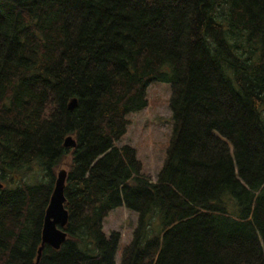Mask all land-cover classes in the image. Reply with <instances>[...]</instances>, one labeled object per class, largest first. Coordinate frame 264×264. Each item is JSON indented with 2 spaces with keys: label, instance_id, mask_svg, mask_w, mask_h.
Masks as SVG:
<instances>
[{
  "label": "trees",
  "instance_id": "1",
  "mask_svg": "<svg viewBox=\"0 0 264 264\" xmlns=\"http://www.w3.org/2000/svg\"><path fill=\"white\" fill-rule=\"evenodd\" d=\"M153 82L172 124L155 182L115 144ZM263 109L264 0H0V264H36L62 166L67 238L38 264H115L120 207L119 264H264Z\"/></svg>",
  "mask_w": 264,
  "mask_h": 264
},
{
  "label": "rangeland",
  "instance_id": "2",
  "mask_svg": "<svg viewBox=\"0 0 264 264\" xmlns=\"http://www.w3.org/2000/svg\"><path fill=\"white\" fill-rule=\"evenodd\" d=\"M170 95L169 84L159 82L149 84L146 88L147 106L137 113L128 115L129 125L126 134L115 143L117 146L127 145L135 150L138 160L142 163V173L152 182L156 181L163 164L172 131ZM263 110L261 117L264 121ZM66 169L62 166L56 173ZM31 181L30 178L27 180L28 183ZM152 217H154L153 220H150ZM147 219L150 220L151 233L154 235L159 229V218L156 215H149ZM136 226L137 215L124 207L111 211L104 219L103 233L106 237L113 232L120 235L115 264H119L121 252L131 241Z\"/></svg>",
  "mask_w": 264,
  "mask_h": 264
},
{
  "label": "water",
  "instance_id": "3",
  "mask_svg": "<svg viewBox=\"0 0 264 264\" xmlns=\"http://www.w3.org/2000/svg\"><path fill=\"white\" fill-rule=\"evenodd\" d=\"M75 106L76 100H72L69 104V109H72ZM63 146L66 148H75L76 140L72 136H67L64 139ZM66 175L65 170H60L56 173L54 188L45 210L41 230V243L37 250L36 264L39 262L45 245L57 251L61 248L67 238V233L63 230L68 222V214L64 208L65 198L63 194Z\"/></svg>",
  "mask_w": 264,
  "mask_h": 264
}]
</instances>
